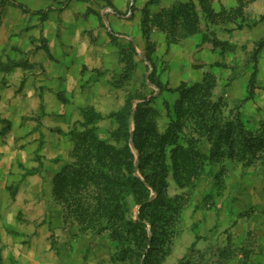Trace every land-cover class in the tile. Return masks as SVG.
<instances>
[{
    "label": "rangeland",
    "instance_id": "rangeland-1",
    "mask_svg": "<svg viewBox=\"0 0 264 264\" xmlns=\"http://www.w3.org/2000/svg\"><path fill=\"white\" fill-rule=\"evenodd\" d=\"M190 2L197 15L191 33L180 22L170 24L167 14ZM50 14L59 15L58 26L66 21L62 15L86 16V52L67 55L78 84L72 93L42 85L43 64L61 62L42 35ZM87 18L110 40L113 61L99 68L91 67L99 58L90 46L103 39L89 30ZM207 74L215 78L211 101L221 102L215 118L204 116L209 125L233 132L240 120L249 133L264 136V0H0V98L6 90L10 95L0 101V202L32 204L7 215L13 232L12 215L23 224L17 228L23 264H122L109 232L80 223L74 206L55 194L56 178L77 164L78 136L91 130L117 150L128 145L134 175L146 183L148 202L154 200L157 192L139 170L137 113L141 129L164 135L180 118L178 87ZM32 76L38 99L23 101L18 80L26 87ZM182 121L179 139L165 147L162 191L169 203L157 221L166 235L158 264H264V144L253 146L255 156L246 160L229 157L226 144L225 155L212 158L210 138L192 118ZM127 203V217L141 221L152 240V223L139 217L141 205L134 196ZM31 222L38 224L30 228ZM40 235L44 239L34 242Z\"/></svg>",
    "mask_w": 264,
    "mask_h": 264
},
{
    "label": "trees",
    "instance_id": "trees-1",
    "mask_svg": "<svg viewBox=\"0 0 264 264\" xmlns=\"http://www.w3.org/2000/svg\"><path fill=\"white\" fill-rule=\"evenodd\" d=\"M167 14L170 24L176 25L180 22L184 31L191 33L194 30L197 15L193 3L175 5ZM214 87L215 78L209 74L200 83L179 86L177 90L180 99L177 101L176 110L180 118L172 121L164 135L152 136L150 128L141 129L137 113L134 142L139 150V170L157 192L156 198L151 202H148L150 191L146 183L134 175V155L128 145L117 150L100 141L91 130L78 136L75 148L80 154L77 155V164L66 167L57 176L55 194L68 208L74 206V216L80 223L100 234L109 232L117 245L118 260L122 264H158L160 256L166 253V235L157 230L158 216L165 214L163 208L169 203L162 191L165 147L167 143L179 139V133L183 129V117L192 118L200 135L210 138L212 158L223 156L229 150V157L246 160L255 156L253 146L264 144V136L252 135L240 120L233 127L236 132L226 131L216 122L209 125L211 119L204 116L215 118L221 109L220 101H211ZM169 111L171 115L170 108ZM199 117H203L200 123ZM224 144L227 145L226 151L222 149ZM234 149L237 152L234 153ZM129 196H134L141 205L140 219H148L152 223V240L141 221H133L127 217L128 212L124 208L128 204ZM148 245L150 248L145 252Z\"/></svg>",
    "mask_w": 264,
    "mask_h": 264
},
{
    "label": "crops",
    "instance_id": "crops-1",
    "mask_svg": "<svg viewBox=\"0 0 264 264\" xmlns=\"http://www.w3.org/2000/svg\"><path fill=\"white\" fill-rule=\"evenodd\" d=\"M34 10V9H33ZM37 10V9H36ZM71 11L70 6L64 9V14H69ZM49 16V15H48ZM47 22H45L44 25V32H43V38L48 40V49L51 51L52 54L55 56H58L61 62L57 61L55 63H48L43 64L45 66V73H46V81L42 83V85L49 86L50 90H53L54 92H59L60 90L66 91L65 93H72L74 88L78 85L77 82H75L72 79V74L70 73L69 64L71 63V57L74 55H78L79 57L84 55L87 49V45L85 42H87L86 39L90 34L89 32L85 34L86 30L85 27L82 26L81 22L84 17H86L84 14H82L80 17L79 15L76 16H70V15H62V18L66 19L62 25L58 26L57 21V14H50ZM70 17V18H68ZM82 17V19H81ZM109 18V22H111V17ZM104 22L105 17L103 16ZM87 21L89 23V30H92L95 34H99L100 37L103 39L102 45H91L90 48L92 50V53L97 54V58H99V63L96 64V61H92L91 59L87 58L89 61H92L91 67L99 68L101 65L105 66L109 64V62H112L108 57L107 53V42H110L108 39L105 40L106 31L103 27L100 25V29L97 28L98 24H96L95 19L89 20L87 18ZM91 24V25H90ZM112 41V40H111ZM106 44V45H105ZM111 50V49H110ZM71 55V57L67 56ZM87 62L84 60L85 64H91L90 62ZM87 64V65H88ZM31 66V67H30ZM90 66V65H89ZM29 68L37 69L39 68L38 65H28ZM21 75V73H20ZM23 78H19L18 80V87L19 91L17 93V97L21 100L25 101L26 99L32 100L33 102L37 101L38 95L36 93L35 85V79L34 76L28 80L27 86L23 87L21 81L23 82ZM24 84V83H23ZM17 87V88H18ZM14 88V86H12ZM16 88V89H17ZM72 88V89H71ZM8 91L1 92V102L4 103L8 101V96H10ZM52 92V91H51ZM30 97V98H29ZM34 178V177H33ZM29 182V180H27ZM24 208V209H23ZM32 204L24 203L19 200L18 202H15L11 200L10 202H0V264H23L24 263V255L22 256V251L20 249L21 244L19 243V235H18V227L23 226L22 223H19L18 220H13V215L11 216V219L13 221V232L8 226V213L11 214H18L20 210H27L31 209ZM20 224V225H19ZM38 224V223H37ZM36 223L31 222L29 224L30 228H34V226L37 225ZM34 242H38L39 240H43V236H37L32 238ZM33 251H31L32 253ZM29 259H32V254L28 255Z\"/></svg>",
    "mask_w": 264,
    "mask_h": 264
}]
</instances>
